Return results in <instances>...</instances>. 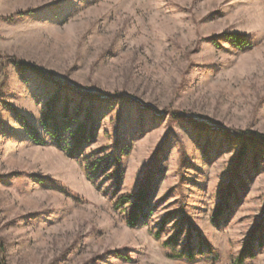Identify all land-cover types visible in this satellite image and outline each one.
<instances>
[{"label": "rangeland", "instance_id": "obj_1", "mask_svg": "<svg viewBox=\"0 0 264 264\" xmlns=\"http://www.w3.org/2000/svg\"><path fill=\"white\" fill-rule=\"evenodd\" d=\"M229 34L250 45L237 47ZM0 54L83 91L127 95L164 112L97 103V142L73 158L43 127L56 87L8 64L0 81L7 264H212L168 257L165 242L183 229L181 249L189 225L217 250V264H233L253 235L255 257L246 264H264V238L257 246L264 155L239 160L240 143L211 129L264 134V0H0ZM174 111L208 127L174 120ZM26 124L45 144L32 140ZM115 126L118 182L111 166L91 169L112 157ZM150 168L147 216L131 228L127 205L117 204L137 192ZM229 183L228 205L214 222Z\"/></svg>", "mask_w": 264, "mask_h": 264}, {"label": "trees", "instance_id": "obj_2", "mask_svg": "<svg viewBox=\"0 0 264 264\" xmlns=\"http://www.w3.org/2000/svg\"><path fill=\"white\" fill-rule=\"evenodd\" d=\"M228 41H232L237 47L243 48L250 45L244 36L237 34H229L225 36ZM8 64H13L21 74L30 72L36 76L42 78L53 84L56 87V93L46 104V112L43 118L44 129L52 136V140L57 144L58 147L67 151L70 157L76 158L81 155L82 151L92 146L97 142L96 135V104L99 102L107 101H121L130 102L138 106L142 110H150L157 116L164 114L156 109L142 104L135 99L123 95V94H102L96 92L83 91L80 88L71 85L70 83L64 82L57 78L53 73L45 71L43 68L36 64H31L26 61L17 59L14 56H2L0 54V81L6 70ZM70 96L76 97L70 98ZM87 103V106H86ZM17 115L18 112H16ZM169 116L174 120H181L189 125H192L198 129H204L208 126L198 122L194 117L180 111H174L168 113ZM83 119V120H82ZM26 123V122H25ZM26 128L30 131L32 140L37 144H45V141L39 137L35 130L26 124ZM211 129L221 132L227 139L237 141L240 143L239 160L246 157L248 152L252 153V157L255 162L263 157L264 155V134L253 133L250 135L237 132L233 129H226L223 127L214 126ZM115 139L112 142L113 155L109 158H104L96 161L92 164L91 169L99 168L102 165L107 168L113 167L111 174L116 178L118 182L122 178L121 170V157L117 154L118 140L116 134L118 133L117 127L115 126ZM68 142L66 141V137ZM161 150V147L158 151ZM102 164V165H101ZM155 168V165H153ZM152 168L147 172L146 177L142 181L137 192L133 195L126 196L118 202L117 207L127 205V216L126 224L131 228L138 227L142 220L147 216L146 208L149 206L151 199L152 190V179H151ZM233 185L229 183L224 191L221 203L215 211L213 221L219 222V219L224 215V209L228 205V198H230L231 192L233 191ZM186 214V212H185ZM184 221H187L186 215L183 217ZM183 229H181L176 236L167 240L164 244L165 248L169 249L170 252L168 257L175 260H183L188 263H195L200 259H208L212 264H217L219 260V253L211 245L202 234L195 230L191 225L186 230L184 238V246L178 249L180 241L183 236ZM258 247L263 246L264 236L260 235ZM158 239L160 235L156 236ZM256 237L251 238L247 245L243 247L238 257L234 260L233 264H246L248 258L255 257V242ZM257 241V240H256ZM5 248L0 243V264H7L5 257Z\"/></svg>", "mask_w": 264, "mask_h": 264}]
</instances>
